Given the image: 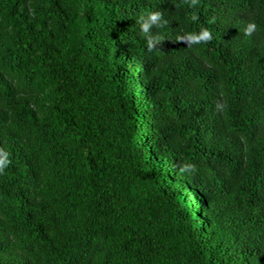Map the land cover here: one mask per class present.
<instances>
[{"label":"trees","instance_id":"obj_1","mask_svg":"<svg viewBox=\"0 0 264 264\" xmlns=\"http://www.w3.org/2000/svg\"><path fill=\"white\" fill-rule=\"evenodd\" d=\"M0 153V264H264V0H0Z\"/></svg>","mask_w":264,"mask_h":264},{"label":"clouds","instance_id":"obj_2","mask_svg":"<svg viewBox=\"0 0 264 264\" xmlns=\"http://www.w3.org/2000/svg\"><path fill=\"white\" fill-rule=\"evenodd\" d=\"M160 13L159 12H152L148 15L147 19L145 22L142 24V29L145 33H150V29L152 25L158 24L160 21ZM210 39L209 33L205 30H201L199 34L195 33H187L186 34V39L181 38V42L185 43H199L201 40H206ZM159 42V37L155 36L152 37L150 36L149 38V46H155ZM6 153H0V168L4 167L7 163L8 160L6 159Z\"/></svg>","mask_w":264,"mask_h":264}]
</instances>
